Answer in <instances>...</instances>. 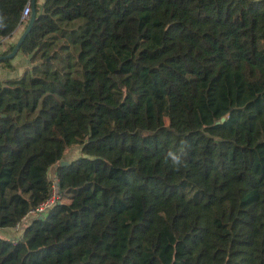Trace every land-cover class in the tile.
I'll list each match as a JSON object with an SVG mask.
<instances>
[{
  "label": "trees",
  "instance_id": "trees-1",
  "mask_svg": "<svg viewBox=\"0 0 264 264\" xmlns=\"http://www.w3.org/2000/svg\"><path fill=\"white\" fill-rule=\"evenodd\" d=\"M38 2L19 52L85 19L80 76L0 79V264H264V0Z\"/></svg>",
  "mask_w": 264,
  "mask_h": 264
},
{
  "label": "rangeland",
  "instance_id": "rangeland-1",
  "mask_svg": "<svg viewBox=\"0 0 264 264\" xmlns=\"http://www.w3.org/2000/svg\"><path fill=\"white\" fill-rule=\"evenodd\" d=\"M85 29V19L65 21L63 23V28L61 29V31L49 35L45 43L37 50L36 56L34 60H32L33 64L27 67V69H25L23 73L26 72L28 74L38 75L42 74L41 70L34 71V69H32L33 65L39 64L41 61H43L44 63V61L47 60L49 63H47L45 67L50 66L51 70L61 69L59 71L61 74L65 69L71 70L74 77L79 78L80 66L77 61L78 46H76L73 39L81 35ZM54 54L55 56L52 58ZM166 123H169V120L167 118ZM76 148H80V146L77 145L75 147H72L65 156L66 160H73L79 156L80 152ZM53 176V169H51L49 172V178L52 179ZM188 194H191V192Z\"/></svg>",
  "mask_w": 264,
  "mask_h": 264
},
{
  "label": "crops",
  "instance_id": "crops-1",
  "mask_svg": "<svg viewBox=\"0 0 264 264\" xmlns=\"http://www.w3.org/2000/svg\"><path fill=\"white\" fill-rule=\"evenodd\" d=\"M45 0H39L38 4L40 7L43 6ZM25 29V25H20L17 30L13 33L12 36L6 38L1 43V49L6 50L10 48L12 45H15L18 41L19 37L23 33V30ZM12 65L14 66L13 70H10L8 68L0 66V79L6 80V79H13L20 77L25 69L32 65V59L30 55H25L24 53L19 52L11 61ZM0 235L8 237V238H14L18 235V229L17 228H6V229H0Z\"/></svg>",
  "mask_w": 264,
  "mask_h": 264
},
{
  "label": "built area",
  "instance_id": "built-area-1",
  "mask_svg": "<svg viewBox=\"0 0 264 264\" xmlns=\"http://www.w3.org/2000/svg\"><path fill=\"white\" fill-rule=\"evenodd\" d=\"M31 13H32V1L30 0L23 10L22 23H26L27 21H29ZM52 180H53V189L50 197H48L46 200L41 202L36 208L31 209L28 215L44 216L49 211V209H51L56 204V202L60 200V193L58 191V183H57L58 179H56L53 176ZM19 227L20 225L17 224L15 228L19 229Z\"/></svg>",
  "mask_w": 264,
  "mask_h": 264
},
{
  "label": "water",
  "instance_id": "water-1",
  "mask_svg": "<svg viewBox=\"0 0 264 264\" xmlns=\"http://www.w3.org/2000/svg\"><path fill=\"white\" fill-rule=\"evenodd\" d=\"M36 2H37V0H32V13H31L29 22H28L27 26L25 27L23 33L19 37L18 41L16 42L13 50L7 55H0V61L7 60V59H12L19 53L20 48H21L24 40L26 39L27 35L31 31V28H32V26H33V24L35 22V19H36V16H37ZM224 121H226V117H222V119L220 121H218L217 123H222ZM217 140L220 141L221 138H217ZM62 164H68V162L67 161H62ZM40 218H43V216L41 215Z\"/></svg>",
  "mask_w": 264,
  "mask_h": 264
}]
</instances>
